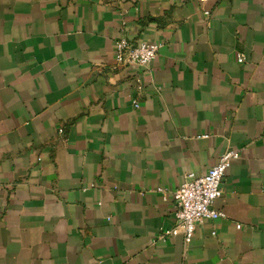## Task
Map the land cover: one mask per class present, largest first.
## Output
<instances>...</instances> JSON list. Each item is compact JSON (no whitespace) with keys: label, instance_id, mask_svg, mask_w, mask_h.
I'll list each match as a JSON object with an SVG mask.
<instances>
[{"label":"crops","instance_id":"1","mask_svg":"<svg viewBox=\"0 0 264 264\" xmlns=\"http://www.w3.org/2000/svg\"><path fill=\"white\" fill-rule=\"evenodd\" d=\"M228 148L186 243L173 192ZM0 264H264V0H0Z\"/></svg>","mask_w":264,"mask_h":264},{"label":"built area","instance_id":"2","mask_svg":"<svg viewBox=\"0 0 264 264\" xmlns=\"http://www.w3.org/2000/svg\"><path fill=\"white\" fill-rule=\"evenodd\" d=\"M196 1L203 6L207 0ZM203 13L207 16L210 15V11L205 8H203ZM114 47V58L118 64H135L146 67L156 58L159 44L155 42L131 44L125 38H119L116 40ZM236 57L238 62L243 61L242 54L237 53ZM133 103L135 107L139 106L136 100ZM58 132L62 133L63 129L59 128ZM201 136L207 137L208 135L202 134ZM238 156L239 152L237 150L228 148L222 152L218 161L207 172L197 176L190 174L191 178L185 180L173 192V200L176 203L174 218L181 227L186 243L190 241L199 221L224 216L223 212L214 208V202L222 195L221 184L231 160ZM157 191L164 193L165 188L158 187ZM163 196L166 198L165 195ZM236 226L240 227L239 224ZM160 231L158 239H164L167 235L178 233L175 228Z\"/></svg>","mask_w":264,"mask_h":264}]
</instances>
